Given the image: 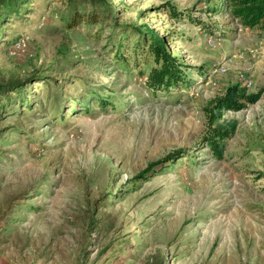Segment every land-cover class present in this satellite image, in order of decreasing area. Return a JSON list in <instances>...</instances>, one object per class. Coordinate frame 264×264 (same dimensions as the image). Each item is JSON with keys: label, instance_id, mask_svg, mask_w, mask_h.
Here are the masks:
<instances>
[{"label": "rangeland", "instance_id": "rangeland-1", "mask_svg": "<svg viewBox=\"0 0 264 264\" xmlns=\"http://www.w3.org/2000/svg\"><path fill=\"white\" fill-rule=\"evenodd\" d=\"M107 2L71 29L67 0L0 6V83H21L0 98V264H264V29L224 0ZM142 24L185 83L148 86ZM234 84L262 95L219 113L218 159L206 109Z\"/></svg>", "mask_w": 264, "mask_h": 264}, {"label": "trees", "instance_id": "trees-1", "mask_svg": "<svg viewBox=\"0 0 264 264\" xmlns=\"http://www.w3.org/2000/svg\"><path fill=\"white\" fill-rule=\"evenodd\" d=\"M28 0H0V6L4 9L1 12L15 13L19 8H23ZM74 3L73 14L67 18L66 26L73 28L81 22L88 24L98 23V17L101 12L112 13V7L107 0H67ZM224 7L229 14L235 18L243 27L264 29V0H224ZM99 9V10H98ZM171 14L179 16L180 13L173 9ZM5 13L0 14V20ZM193 23L200 24L196 19H191ZM138 37L135 48L142 50L149 58L153 59L154 65L151 66L147 74V83L152 90H161L174 87L185 83L186 74L181 68V63L175 55L170 53L168 40L160 36L155 30L145 27L143 24L134 28ZM148 60V59H147ZM21 83L19 81H8L0 83V98L5 96L7 100L11 98L9 92L19 91ZM262 95V90L247 93L246 89L239 85L229 86L225 93L209 101L208 129L204 138L210 150L215 157L220 159L224 150V142L229 138L236 128V122H228L229 127L215 125L219 119V113L222 110H239L244 108L247 103H255ZM3 100V99H2ZM244 100L246 103L242 102ZM218 112V113H217ZM162 161V160H161ZM151 163L147 171L154 165Z\"/></svg>", "mask_w": 264, "mask_h": 264}, {"label": "built area", "instance_id": "built-area-1", "mask_svg": "<svg viewBox=\"0 0 264 264\" xmlns=\"http://www.w3.org/2000/svg\"><path fill=\"white\" fill-rule=\"evenodd\" d=\"M216 40V38H209L208 40H207V42H208V44L210 45V46H216L217 45V43H215V42H217V41H215ZM219 40V39H218ZM13 46H14V48L16 49V50H21V49H23V47L25 46V44H24V42L21 40H19V41H16L14 44H13ZM218 70L222 73V72H225L226 71V68L225 67H223V66H219L218 67Z\"/></svg>", "mask_w": 264, "mask_h": 264}]
</instances>
